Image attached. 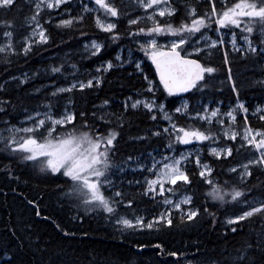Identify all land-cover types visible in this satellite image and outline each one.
Here are the masks:
<instances>
[{
  "label": "snow or ice",
  "instance_id": "1",
  "mask_svg": "<svg viewBox=\"0 0 264 264\" xmlns=\"http://www.w3.org/2000/svg\"><path fill=\"white\" fill-rule=\"evenodd\" d=\"M27 3L31 15L25 17V20L30 31L19 40L14 38L12 21H0L4 29V42L0 43V54L4 55L0 56V62L4 64L12 63L10 56L26 59L32 53L34 45L48 43L47 30L40 23L45 10L59 9L64 5L59 15L71 12L68 7L70 0H27ZM199 3L200 0H136L137 7L144 14L129 18L127 24L137 27H129L122 33L117 30L118 22L126 13L122 12L115 0H81L80 11L76 15L56 20L55 27H72L83 22L84 14H92L96 27L109 34V42H116L125 35L132 38L138 45L137 50L142 51L154 66L159 84L163 86L161 95L166 93L168 97L191 93L193 90L203 91L208 87V82L214 80V74L220 71L211 63L212 55L219 50L227 72L226 81L231 92L236 95L234 104L224 105L223 101H214L215 107L201 104L190 108L188 100L181 98L180 103L169 107L165 100L157 96L154 81L143 75L141 61L122 60L120 53H117L114 58L117 63L105 60L95 68V74L89 73L90 78H74L66 87H55L49 95L55 97L77 89L98 88L103 83L104 73L129 63L134 65L146 82V87L137 90L135 98L126 96L120 102L122 107L114 110H110V100L104 99L99 105L94 104L90 112L82 110L78 113L67 107L60 113H54L51 101H48L43 104L46 109L44 112L33 110L29 113L24 109L25 115L20 122L23 126L10 123L8 119L3 120V132L7 135L0 134V141H3L4 151L18 155L23 161L33 162L41 172H48L53 176L60 174L66 178V195L78 201L86 213L103 215L121 233L145 229L159 231L162 226H172L174 213L179 214L181 223L197 218L200 208L182 207L190 206L192 197L182 195L174 200L172 195L175 194V189L171 187L177 185L178 181L185 185L191 183L186 166L194 162L199 177L209 186L207 196L212 201L228 203L225 198L227 196L231 202L240 203L245 208L227 221L232 226L230 231L233 234L246 233V228L241 227V224L254 216L260 215L261 224V227L253 229L254 235L246 233L245 238L231 250L225 248L216 256L206 257L200 264H264V200L257 201L254 196H246L245 189L230 180L220 183L212 177V166L202 159L205 147L217 159L231 156L233 147L222 141L236 142L239 138L236 150L247 149L249 158L243 164L229 167L227 173H237V168H240L238 179L242 185L252 176L253 167L264 171V128L249 124V108L240 99V86L234 78L231 67L233 61L230 60V54H238L245 61L251 59L253 66L257 63L264 64V0H206L207 6L203 9H198ZM218 3L220 7H217ZM16 5L17 0H0V10L6 12L16 8ZM178 15L180 18L176 22ZM109 17L116 18V21L108 19ZM163 17H167V20L159 19ZM51 20L53 17L49 13L44 23ZM237 29L242 41L240 44L237 43ZM209 32H214L216 38L209 35ZM228 34H231L230 40L225 39ZM81 35L86 34L81 32ZM84 47L91 56H96L105 45L92 40L90 45L86 44ZM131 56L132 51L129 49V57ZM202 57L207 59L202 62ZM72 67L75 69L76 65L73 64ZM51 72L61 73V68L52 67ZM261 76L262 78L250 80L248 86L264 89V71ZM8 79L18 80L19 84L27 82V78L15 76H9ZM3 91H6L5 86L0 84V92ZM35 91L39 92L40 89ZM68 103H72L71 99ZM10 106L14 107L9 99L0 97V114L9 116ZM129 109L146 110L148 118L155 122V130L151 131V136L161 138L159 149L139 156L117 155L121 130L125 124L131 126V121L127 118ZM238 114H243L241 123L237 122ZM252 115L264 122V105H257ZM132 139L142 141L148 139V136H135ZM182 145L191 147L181 149L179 146ZM129 168L132 172L147 174L143 176V180H130L128 183L140 184L143 196L164 206L158 215H153L147 221L144 216L135 212L129 216L120 211L122 204L131 206L133 202L125 200L122 187H117L113 177L125 173ZM4 170L9 177L12 176L9 166H5ZM247 191L250 193L251 189ZM106 192H110V195H106ZM166 192L171 195H165ZM157 197L161 199L157 200ZM32 203L33 201H29V204ZM203 211L208 212V208L205 207ZM36 215L40 216L38 210ZM209 215L214 217L212 213ZM56 226L59 228V225ZM63 234L75 235L66 230ZM13 235L15 236L14 232ZM136 247L143 249L145 245L138 244ZM154 247L160 249L161 245L156 244ZM25 248L26 245L21 242L20 251L23 252ZM170 255L175 257L177 253L171 252ZM193 260H189L188 264H193ZM6 264H13V256H7ZM20 264H36V261L22 260Z\"/></svg>",
  "mask_w": 264,
  "mask_h": 264
},
{
  "label": "trees",
  "instance_id": "2",
  "mask_svg": "<svg viewBox=\"0 0 264 264\" xmlns=\"http://www.w3.org/2000/svg\"><path fill=\"white\" fill-rule=\"evenodd\" d=\"M234 1V0H233ZM195 2V0H194ZM118 5V4H117ZM206 0H200L198 9L206 7ZM62 5V10L64 9ZM70 15H76L80 9L69 6ZM121 9L122 7L119 6ZM220 7V4H217ZM181 4L180 15L183 14ZM58 11H45L40 22L44 25L49 36L46 44L33 46L32 53L25 59L18 56H10L11 64L0 62V84H4L6 91L0 92V97L9 99L14 105L8 108L9 116L0 114V134L3 132V120L8 119L10 123H16L24 114V109L37 110L43 104L51 101L54 113H60L71 99L72 108L75 112L82 110L91 111L92 106L99 105L104 99L111 102L110 110L122 107L121 101L126 96L135 95L137 90L146 87L143 76L131 65L116 67L103 74V83L98 88H85L74 90L72 93H61L55 97L49 95L57 85H44V81H56L58 84L68 82L70 65L75 64L81 69L94 70L99 62L104 60L115 61V55L119 47L123 45L133 47L139 54L137 47L132 43V38L123 36L116 42L107 40L108 33L96 27L92 14H84L82 23H77L69 28L55 27V21L60 15L52 16L53 20L44 23L49 13L56 14ZM123 12V11H122ZM31 15L29 4L25 0H17L16 8L11 11L0 10V21L10 20L13 23V31L21 28L25 17ZM180 15L176 17L178 22ZM161 21L167 17L159 18ZM116 21V18H114ZM128 17L122 16L118 22L117 30L125 32L129 27L133 29L137 25L129 26ZM140 26H143L141 22ZM0 25V31H3ZM81 32L86 35H81ZM97 38L103 41L105 47L96 56L84 57L85 52L80 46L83 41L90 38ZM134 50V51H135ZM1 54L0 56H3ZM206 59H202L204 62ZM233 61L231 67L233 75L240 86V98L249 101L252 107L256 100L264 96V89L249 87L250 77L260 74V65L250 59H230ZM211 63L220 71L215 75L214 80L208 82V87L203 91L193 90L191 93H184L190 100L202 98L203 100L223 101L224 105H230L236 98L231 92L226 81V69L222 64L221 51L217 50L211 57ZM143 66L150 78L159 83L155 75V68L152 63L144 57ZM60 67L61 73L49 76L43 72V68ZM34 72L33 78L27 79L24 84L18 80H9V76H16L20 72ZM35 89H40L36 92ZM222 89V91H218ZM163 93V86L157 89L161 99H165L169 107L176 104L175 97H168ZM127 118L131 126L125 124L118 137V156L126 157L131 154L139 156L161 146V138L151 136L155 130L152 120L146 115V110L133 111L129 109ZM240 119V117H239ZM249 123L256 128H264V122L253 119L248 115ZM241 121V120H240ZM241 123V122H240ZM79 126V125H77ZM70 127V126H69ZM148 136L145 140H135V136ZM233 147L231 156L219 159L213 156H206L205 160L212 166V177L220 183L230 180L245 189L246 196H254L258 201L264 200V171L252 168V176L244 184L239 183L237 173H227L229 167L239 164L249 158V152L245 148L236 150L237 142L228 141ZM3 141H0V264H6L7 256H13V264H20L22 260H35L36 264H188L189 260L195 259L193 264H200L206 257L216 256L225 248L231 250L237 242L245 238L246 233H252L253 229L261 227L260 215L254 216L241 227L246 228V233L230 231L232 227L225 219L245 210L240 203L230 201L228 203L212 201L207 193L209 186L204 184L199 177L198 170L194 165L187 168L191 183L185 185L178 182L175 185V193L188 192L192 196V206L201 209L200 214L193 221L181 223L178 213H174L172 226L161 227L156 230L126 231L118 232L103 215L86 213L79 202L66 195L68 184L66 178L60 174L53 176L48 172H41L37 165L31 161H23L16 154L4 151ZM9 166L12 176L9 177L4 170ZM142 173L126 171L114 177L117 187H122L125 200H132L131 206L121 205L122 214L131 215L144 213L150 218L161 209V203H156L149 197L142 195L141 185L129 184L128 181H136ZM70 183V182H69ZM247 189H251L249 193ZM29 201H33L29 204ZM207 207L208 212L203 209ZM40 216L36 215V211ZM209 213L214 214L209 215ZM149 216V217H148ZM213 219L215 222H213ZM56 225H59L57 228ZM75 233L74 236H65L63 231ZM15 233V236L13 235ZM87 235H84V234ZM23 242L26 248L23 252L19 244ZM143 244L145 247H136ZM160 244L157 249L154 245ZM38 249V250H37ZM199 249V252H197ZM176 252L177 256L170 255ZM35 253V255H33ZM182 254V255H181Z\"/></svg>",
  "mask_w": 264,
  "mask_h": 264
},
{
  "label": "rangeland",
  "instance_id": "3",
  "mask_svg": "<svg viewBox=\"0 0 264 264\" xmlns=\"http://www.w3.org/2000/svg\"><path fill=\"white\" fill-rule=\"evenodd\" d=\"M26 2H27V0H25ZM84 2H88V0H84ZM234 2V1H233ZM115 3L116 4H118V6H121L122 7V11H123V13H126V15H127V17H128V19L129 18H135L136 16H138V15H143L144 14V12H143V10L142 9H139L138 7H137V5H136V0H115ZM80 4H81V0H70V3H69V6L71 7V6H75V7H78L79 9H80ZM89 6L90 7H92V4L91 3H89ZM61 7H62V5H61ZM59 8V9H53V10H45V11H58L56 14H53L52 16H55V15H59L63 10H62V8ZM148 11H151V10H148ZM70 15V13H64L63 14V16H59V17H61V18H68V16ZM102 19H103V17H101ZM108 19H111V20H113V21H115L114 20V18H112V17H109ZM94 22H95V20H94ZM41 23V22H40ZM42 24V23H41ZM43 25V24H42ZM43 27H44V25H43ZM45 28V27H44ZM13 31V30H12ZM30 31V27H29V25L26 23V20L23 22V24H22V26H21V28L19 29V30H17L16 32L15 31H13L14 32V38L15 39H17V40H19L22 36H24V35H26L28 32ZM2 32L3 31H0V43H2V42H4V37H3V35H2ZM236 32H237V43L238 44H240V43H242V41H240V39H239V30L237 29L236 30ZM46 34H47V32H46ZM48 35V34H47ZM209 35H211L213 38H216V36H215V34H214V32H209ZM255 33H254V38H255ZM225 39L226 40H230L231 39V34H228V35H226L225 36ZM92 40H96L97 42H99V43H102L103 44V41L102 40H99V39H97V38H90V39H88V40H85V41H83L82 42V44H81V46H80V49H81V51H83V52H85V56L84 57H92L91 55H90V52L89 51H86L85 50V45L86 44H89L90 45V43H91V41ZM161 42H163V41H161ZM132 43L137 47V49H138V45H136L133 41H132ZM226 47H228V48H230V46L229 45H226ZM129 49H131V51H132V56L131 57H129ZM135 49L133 48V47H131V46H126V45H123L122 47H119V49L117 50V53H120V55H121V59L122 60H128V59H139L140 61H141V67H142V69H143V75H147L148 77H149V75H148V73L147 72H145V68H144V66H143V63H144V53L142 52V51H139V54L136 52V50L134 51ZM116 53V54H117ZM1 55V54H0ZM116 56V55H115ZM146 58V57H145ZM240 59V57L238 56V54H230V59ZM202 59H207V57H202ZM251 60V59H250ZM105 61V60H104ZM150 61V60H149ZM252 61V60H251ZM103 61H101V62H99L98 63V65H96L95 66V68L96 67H98L101 63H102ZM151 62V61H150ZM113 63L115 64V63H117L116 61H113ZM257 64H259L260 65V69H261V71H260V74L258 75V76H254V77H250V80H255V79H259V78H262V76H261V74H262V71H264V64H261V63H257ZM126 65H128V66H132L133 68H134V65H132V64H129V63H125L123 66H126ZM70 67H71V69H70V71H69V77L67 78L68 79V82L66 83V84H58L56 81H55V84H53V81H44L43 82V84L44 85H57L56 87H61V86H63V87H66L69 83H72L73 82V79L75 78V79H79V80H86V79H88V78H90L89 77V73H93V74H95V69L94 70H90V69H86V70H84V69H81L80 67H78V66H76V68L74 69L73 67H72V65H70ZM42 71L43 72H48V74H49V76H51L52 75V72H51V68H48V69H46V68H43L42 69ZM33 75H34V72H30V71H23V72H20L19 74H17L15 77H18V78H20V79H25V78H27V79H30V78H33ZM149 79H152L153 81H154V84L157 86V89H159V87L160 86H162V85H160L158 82H156L155 81V79H153V78H150L149 77ZM156 94H157V90H156ZM130 96H133V98H135V95H130ZM157 96H158V94H157ZM181 98H183V99H185V100H188V102H189V106H190V108H193V107H196V106H199V105H201V104H208L209 105V107L211 108V107H215V104L213 103L214 101L213 100H203L202 98H199V99H196V100H190L189 98H188V96H186L184 93H181V94H179V96H176L175 97V100H176V104H178V103H180V100H181ZM241 99V98H240ZM261 100H256L254 103H253V105H252V107H250L249 105H248V103H249V101H246V100H244V99H241L244 103H245V106L246 107H248L249 108V113H248V115L250 114V115H252V112L254 111V109H255V107L257 106V105H264V96L262 97L261 96V98H260ZM163 100H165V99H163ZM236 102V98H235V100L231 103V104H234ZM65 107H67L70 111H74L73 110V108H72V103L71 104H69L68 102H66V106ZM64 107V108H65ZM64 108L61 110V112L64 110ZM37 110H39V111H41V112H44V111H46V109L44 108V107H42V108H40V109H37ZM33 111V110H32ZM31 110H28V112L29 113H31L32 112ZM54 112V111H53ZM25 115V112H24V114L18 119V121L16 122V124L18 125V126H23V125H21V121L23 120V116ZM239 117H240V119H239ZM252 117H253V119H258V117L257 116H254V115H252ZM242 119H243V114H238L237 115V122L238 123H240V122H242ZM225 120H226V122H227V118H225ZM241 120V121H240ZM161 123H166V122H161ZM250 124V123H249ZM251 125V124H250ZM5 128V125L3 126V128H2V130ZM154 131V130H153ZM228 141H230V140H228ZM228 141H222V143H227V144H229L228 143ZM238 144H239V138L237 139V141H236ZM204 145H207V142H204ZM230 145V144H229ZM181 149H185V148H188V147H191V146H179ZM160 148V146L159 147H156V148H154V149H159ZM153 150V149H152ZM152 150H150V151H148V152H151ZM147 152V153H148ZM146 153V154H147ZM206 156H211L209 153H208V151H207V148L205 147V149H204V151H203V154H202V159L204 160V161H206L205 160V157ZM160 157H159V155H157V159H159ZM247 160V159H246ZM246 160H244V161H241L239 164H243V163H245L246 162ZM207 162V161H206ZM208 163V162H207ZM194 165L195 166V164H194V162L193 163H189L187 166H186V168H189V166L190 165ZM238 165V164H237ZM126 171H129V172H132L131 171V169L129 168V169H126ZM237 171L238 172H240L241 171V169L240 168H237ZM147 173H142V175H141V177L140 178H138V180H143V176L144 175H146ZM113 179H114V177H113ZM179 182V181H178ZM117 184V183H116ZM171 187H173L174 189H175V186H171ZM106 195H110V192H106ZM165 195H171V194H169V193H165ZM182 195H189V196H191V194L190 193H188V192H185V191H182V192H179V193H175L174 195H172V198L175 200V199H179V197L180 196H182ZM192 197V196H191ZM161 198L160 197H157V200H160ZM257 200V199H256ZM258 201V200H257ZM164 206L162 205V203H161V209L163 208ZM182 207H193L192 206V204L190 205V206H182ZM161 209L156 213L157 215L159 214V212L161 211ZM138 215H142V216H146V215H144V213H139ZM129 216H131V215H129ZM233 215H230V216H228V217H226V219H225V221L227 222L228 221V219L229 218H231ZM149 217V216H148ZM153 216H151L150 218H146L145 217V221H147V220H149V219H151ZM110 223V222H109ZM110 225L111 226H113L112 225V223H110Z\"/></svg>",
  "mask_w": 264,
  "mask_h": 264
},
{
  "label": "bare ground",
  "instance_id": "4",
  "mask_svg": "<svg viewBox=\"0 0 264 264\" xmlns=\"http://www.w3.org/2000/svg\"><path fill=\"white\" fill-rule=\"evenodd\" d=\"M111 264H114V263H111Z\"/></svg>",
  "mask_w": 264,
  "mask_h": 264
},
{
  "label": "water",
  "instance_id": "5",
  "mask_svg": "<svg viewBox=\"0 0 264 264\" xmlns=\"http://www.w3.org/2000/svg\"><path fill=\"white\" fill-rule=\"evenodd\" d=\"M159 79V78H158Z\"/></svg>",
  "mask_w": 264,
  "mask_h": 264
}]
</instances>
